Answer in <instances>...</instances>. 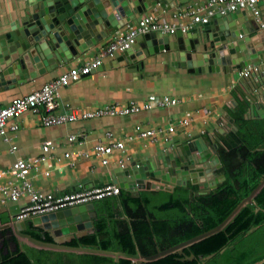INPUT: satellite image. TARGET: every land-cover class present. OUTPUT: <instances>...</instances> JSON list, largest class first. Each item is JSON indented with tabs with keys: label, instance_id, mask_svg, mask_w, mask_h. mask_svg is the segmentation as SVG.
<instances>
[{
	"label": "crops",
	"instance_id": "1",
	"mask_svg": "<svg viewBox=\"0 0 264 264\" xmlns=\"http://www.w3.org/2000/svg\"><path fill=\"white\" fill-rule=\"evenodd\" d=\"M202 1L156 0L154 6H147L143 12L151 13L160 21L173 22L177 26L182 25V27L183 25L188 26L184 31L178 29L174 34H169L171 44L184 40L181 35L177 36L180 33L183 34L186 41L189 36L195 34L201 39L203 24L180 17L179 12L188 6L201 4ZM31 2L32 0H0V36L2 34L6 38L7 32L9 34L11 32L9 23L15 20L19 24L24 14L35 10L38 2L35 5ZM101 2L107 10L110 9V6L105 5V0H101ZM262 10L264 15V4ZM143 12L134 13L129 20L121 18L119 20L120 27L108 28L106 35L100 41L88 46L86 51L78 53L77 56L61 65H49L47 68L33 66L27 74H22L16 67L18 72L13 70L9 76L12 78L8 77L12 81L7 82L1 74L6 65L0 64V103L4 105L12 98L29 93L70 68L82 66L97 55L114 35L123 33L128 25L134 24ZM246 14L250 15L248 12ZM222 17L224 16H215L210 20ZM12 34L14 35V32ZM146 35L137 36L138 47L132 51L135 59L131 64L135 68H130L123 52L104 59L102 64L90 74L59 88L57 96L59 105L54 112L90 111L111 104L140 103L150 94L174 97L178 99L176 105L155 106L152 109L125 116L79 119L53 126L41 124L40 113L26 111L20 117L13 119L14 127L8 131L6 138L0 136V169H10L16 160L22 159L33 165L28 176L33 191L41 193L76 191L95 186V183L104 179L105 174L111 175L113 171L120 169L121 163L123 166H129L132 162L148 163L150 160L157 159V156L164 159L172 149L180 148L188 141L198 140L203 147L216 145V154L220 159L217 149L219 145L224 146L220 138L236 129L233 113L240 103H247L244 112L245 118L263 119L260 115L264 114V40L262 39V43L257 41L254 29L250 30L247 35L253 37L250 40L255 57L245 63L240 62V68L230 71H228L230 68L227 69L223 65L216 66L214 69L202 68L201 70L188 68V66L178 67L175 65L176 51H159L145 55L143 49L149 48L145 44L144 36ZM154 42L153 44L156 45L155 39ZM6 44H8L7 47L10 45L8 42ZM11 44L14 47L18 45V42H11ZM150 47L155 46L151 44ZM17 58L18 50L14 49L8 56H4V59L12 65L16 63ZM50 59H52V64L54 58ZM254 65L260 66L258 73L248 77L241 74L245 68ZM256 104L259 106L257 107ZM182 119H188V123L183 125ZM138 124L158 132L154 138L140 137L135 128ZM169 126H173V132H168ZM106 132L112 133V139L105 136ZM70 134H75L77 139L69 141ZM111 140L123 141L125 147L122 150L114 151L108 156V163L103 164L101 158L94 155L93 147L97 141ZM45 144L52 146V149L44 161L33 164L36 157L42 153L41 149ZM69 151L75 152V156L65 157V152ZM82 151L88 155H78ZM208 165H210L209 162ZM216 174L223 173L219 169L213 175ZM115 179L130 181L131 177L117 174ZM22 182L21 178L10 172L0 177L1 186H6L9 190L12 188L20 190V194L14 202L7 201L4 194L0 192V226H2L0 242L3 239L1 231L4 229H8L7 235H15V225L12 224V208H20L29 203L30 194L28 190L22 188ZM190 186L197 188V191L189 190L188 196L190 197L212 190L201 192L197 184L188 180L186 185H175L170 190L121 189L132 194H139L143 191L150 194L158 191L161 194L162 191L172 193L175 187ZM115 199H117L116 195L112 197V203L118 204Z\"/></svg>",
	"mask_w": 264,
	"mask_h": 264
},
{
	"label": "water",
	"instance_id": "2",
	"mask_svg": "<svg viewBox=\"0 0 264 264\" xmlns=\"http://www.w3.org/2000/svg\"><path fill=\"white\" fill-rule=\"evenodd\" d=\"M110 9H106L101 0H32L31 4L38 2L35 10L27 12L22 17V21L13 20L9 23L11 30L7 32L6 38L0 36V64H5V69L1 74L5 81H12L9 77L13 70L18 72V67L22 74H27L33 66L40 68L49 65L58 66L77 56L78 53L87 50L88 46L100 41L108 31V28H118L121 18L129 20L134 13L142 12L149 5H155L156 0H105ZM153 1V2H152ZM185 1V0H182ZM187 1V0H186ZM256 32L257 41L264 40V33L258 28L255 19L247 15L244 11H235L226 16L210 20L203 24L200 37L195 34L187 38L182 33L184 40L179 43H170L169 34L160 35L151 32L144 36L148 49H143L144 54L157 53L159 51H176L177 59L175 65L178 67L214 69L223 65L228 71L240 68V62L253 59L255 52L252 50L250 39L247 35L250 30ZM14 32V35L12 34ZM154 39L156 45L153 44ZM18 42L17 46H12L11 42ZM8 42L10 45L7 47ZM262 43V42H261ZM138 42L129 49L123 51L130 68H135L132 61L135 55L133 49L138 47ZM155 47H150V45ZM18 50V58L14 65L9 64L4 56L10 52ZM151 48V49H150ZM12 49V51H11ZM259 52V51H258ZM54 62L51 64L52 59ZM142 59V58H139ZM49 61V64H48ZM18 64L17 66H15ZM133 66V67H132ZM9 77V78H8ZM1 79V78H0ZM2 81V80H1ZM258 107L259 105L256 104ZM264 118V114L260 115ZM220 159L216 154V145L203 147L198 140L188 141L180 148L172 149L164 159L157 156V159L147 162H132L131 165L113 171L111 175L105 174L104 179L95 186L106 183H117L121 188L138 189H163L170 190L175 185H186V181L197 184L201 192L216 187L217 183L224 178L223 174H216L222 168ZM208 162L210 165H208ZM117 174L130 176V181H118ZM264 185V177L251 193L241 200L231 213L218 225L206 230L185 241L170 246L164 250L150 256H141L138 253L128 254L111 250L98 249L94 247L70 246L66 243L75 237L93 232V221L97 217L95 201L66 207L52 213L43 214L40 217H32L31 221L38 228L49 234L52 241L36 239L24 232L25 221L14 223V233L26 241L29 245L54 250H64L73 252H89L102 255L113 256L114 258L128 257L133 259L135 264H147L148 261L178 251L183 254L182 248L194 241L200 240L218 230H220L233 215L245 204L251 203L255 193ZM20 212L19 207L12 208V221L15 215ZM2 226H0V229ZM209 255L206 259L211 258ZM193 254H183V260H194ZM202 259V256L199 257ZM205 260L197 264H203ZM264 258L256 264H262Z\"/></svg>",
	"mask_w": 264,
	"mask_h": 264
},
{
	"label": "trees",
	"instance_id": "3",
	"mask_svg": "<svg viewBox=\"0 0 264 264\" xmlns=\"http://www.w3.org/2000/svg\"><path fill=\"white\" fill-rule=\"evenodd\" d=\"M246 108L245 102L237 106L233 113L236 129L220 138L224 146L219 145L217 150L224 178L214 189L191 197L189 190L197 191L195 186L175 187L172 193L161 194H132L120 189L115 199L118 204L112 203L114 196L95 202L93 232L66 244L146 257L221 223L264 177V118H245ZM8 232L1 231L0 264H135L128 257L116 259L96 253L34 247L19 241L14 234L7 235ZM24 232L52 241L47 231L30 221ZM182 252L196 258L183 260V254L176 250L147 264H197L202 260L203 264H256L263 259L264 185L252 202L245 203L220 230L184 246ZM211 254L214 256L206 259Z\"/></svg>",
	"mask_w": 264,
	"mask_h": 264
},
{
	"label": "built area",
	"instance_id": "4",
	"mask_svg": "<svg viewBox=\"0 0 264 264\" xmlns=\"http://www.w3.org/2000/svg\"><path fill=\"white\" fill-rule=\"evenodd\" d=\"M263 4L264 0H203L201 4L186 7L179 12V16L189 18L194 23L204 24L215 16H225L238 10L246 11L255 19L258 28L264 33ZM187 28V25H183L182 27V25L177 26L173 22L160 21L149 12L141 13L134 24L128 25L123 33L114 35L100 49L97 55L82 66L72 67L54 79L45 82L40 87L33 89L29 93L12 98L4 105L0 103V136L6 138L8 131L14 127L12 123L13 119L20 117L26 111L36 114L40 113L41 124L44 126H53L77 121L79 119H91L102 116H125L139 111L149 110L155 106L167 107L176 105L178 99L174 97L150 94L140 103L130 102L127 105L111 104L90 111L78 112L76 110H69L62 113L54 112L55 108L59 105L57 96L60 87H65L71 81H76L81 77L90 74L102 64L104 59L111 58L116 53L131 48L136 43L137 36L151 32L174 34L178 29L184 31ZM259 71L260 66L254 65L245 68L241 71V74H243L244 77H248ZM181 123L183 125L187 124L188 119H182ZM135 128L140 137L154 138L158 132L154 129L144 128L139 124L136 125ZM167 130L168 132H173L174 128L173 126H169ZM105 136L108 139H112L111 132H106ZM75 139H77L75 134H70L68 136L69 141H74ZM124 147L125 143L123 141H97L93 147V153L101 158L103 164H107L108 156L114 151L122 150ZM51 149L52 146L47 144L43 145L41 149L42 153L36 157L33 164L44 161ZM75 154V152L69 151L65 152L64 156L74 157ZM81 154L82 156L88 155L85 151L78 153V155ZM122 164L123 163H121L120 169L127 167ZM32 168V164H29L22 159H18L11 165L10 169H0V177L10 172L21 178L23 181L22 188L28 190L30 194L29 203L19 208L20 212L15 215V220L12 221V224L19 221H31L32 217H40L43 214L52 213L66 207L86 204L92 201L96 202L97 200H101L108 196H115L121 189L117 183L105 182L100 186H90L65 193H58L57 191L41 193L31 189L32 187L28 176L30 175ZM0 192L4 194L7 201L11 202L16 201L20 194L19 189L12 188L9 190L6 186L1 185ZM33 225L36 226L35 224ZM17 238L20 241L21 238L18 236ZM21 240L22 242H26L23 239Z\"/></svg>",
	"mask_w": 264,
	"mask_h": 264
},
{
	"label": "rangeland",
	"instance_id": "5",
	"mask_svg": "<svg viewBox=\"0 0 264 264\" xmlns=\"http://www.w3.org/2000/svg\"><path fill=\"white\" fill-rule=\"evenodd\" d=\"M20 241H22V240H20Z\"/></svg>",
	"mask_w": 264,
	"mask_h": 264
},
{
	"label": "bare ground",
	"instance_id": "6",
	"mask_svg": "<svg viewBox=\"0 0 264 264\" xmlns=\"http://www.w3.org/2000/svg\"><path fill=\"white\" fill-rule=\"evenodd\" d=\"M12 45V44H11Z\"/></svg>",
	"mask_w": 264,
	"mask_h": 264
}]
</instances>
